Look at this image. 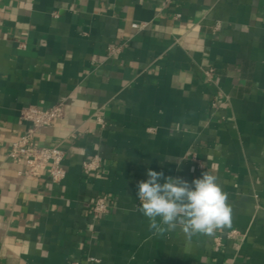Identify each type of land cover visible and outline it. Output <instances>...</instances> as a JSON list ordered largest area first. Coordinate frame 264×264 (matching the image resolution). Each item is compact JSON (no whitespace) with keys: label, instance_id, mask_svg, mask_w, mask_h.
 <instances>
[{"label":"crops","instance_id":"1","mask_svg":"<svg viewBox=\"0 0 264 264\" xmlns=\"http://www.w3.org/2000/svg\"><path fill=\"white\" fill-rule=\"evenodd\" d=\"M57 104L37 134L64 151L53 183L9 152L22 110ZM149 169L216 175L231 228L153 235ZM73 263L264 264V0H0V264Z\"/></svg>","mask_w":264,"mask_h":264},{"label":"clouds","instance_id":"2","mask_svg":"<svg viewBox=\"0 0 264 264\" xmlns=\"http://www.w3.org/2000/svg\"><path fill=\"white\" fill-rule=\"evenodd\" d=\"M148 179L137 185L140 212L149 220V231L163 237L179 230L186 240L213 237L232 226V207L218 177L204 172L191 184L179 177L147 171ZM163 180V183L159 182Z\"/></svg>","mask_w":264,"mask_h":264},{"label":"built area","instance_id":"3","mask_svg":"<svg viewBox=\"0 0 264 264\" xmlns=\"http://www.w3.org/2000/svg\"><path fill=\"white\" fill-rule=\"evenodd\" d=\"M213 70L207 71L211 75ZM64 105L57 104L49 108L30 107L23 109L21 119L30 124L27 131L19 137L13 144L9 152V157L16 163L25 166L24 174L28 176H39L42 171H47L53 183H60L66 177L63 167L64 151L58 146L44 147L37 139L39 129L52 126L57 119L64 115ZM84 166L89 171H96L100 167L99 157H95L90 162H85ZM200 169L202 164H198ZM110 208V200L106 196L96 199L92 206L94 215L106 214ZM244 237V234L237 229L227 231L224 235L218 236L215 242L218 246L222 244L223 238L237 239ZM90 261L97 262L95 259ZM78 264V263H73Z\"/></svg>","mask_w":264,"mask_h":264}]
</instances>
